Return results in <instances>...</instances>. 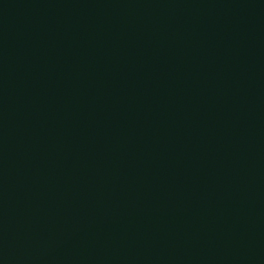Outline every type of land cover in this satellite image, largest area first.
<instances>
[{
    "label": "water",
    "instance_id": "water-1",
    "mask_svg": "<svg viewBox=\"0 0 264 264\" xmlns=\"http://www.w3.org/2000/svg\"><path fill=\"white\" fill-rule=\"evenodd\" d=\"M0 264H264V0H0Z\"/></svg>",
    "mask_w": 264,
    "mask_h": 264
}]
</instances>
